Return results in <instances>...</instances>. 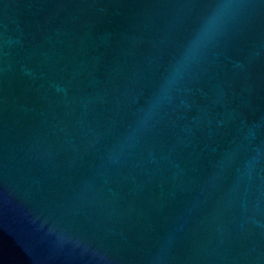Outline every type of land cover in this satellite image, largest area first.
<instances>
[{
    "label": "water",
    "instance_id": "obj_1",
    "mask_svg": "<svg viewBox=\"0 0 264 264\" xmlns=\"http://www.w3.org/2000/svg\"><path fill=\"white\" fill-rule=\"evenodd\" d=\"M0 264H264V0H0Z\"/></svg>",
    "mask_w": 264,
    "mask_h": 264
}]
</instances>
